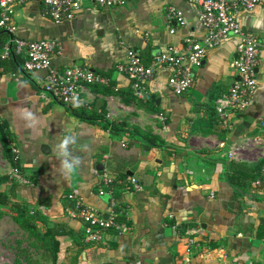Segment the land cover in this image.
<instances>
[{
	"label": "crops",
	"instance_id": "obj_1",
	"mask_svg": "<svg viewBox=\"0 0 264 264\" xmlns=\"http://www.w3.org/2000/svg\"><path fill=\"white\" fill-rule=\"evenodd\" d=\"M171 6L181 11L183 25L167 16ZM198 10L190 0H121L110 7L81 0L74 17L53 22L37 1L17 7L20 37L59 43L53 66H83L109 78L106 87H86L77 109L43 99L46 70L17 71L9 36L0 31V125L21 170L19 195L37 204L48 223L69 231L62 236L68 243L83 227L69 194L119 224L103 243L88 244L76 264H264V163L250 184L225 178L230 160L264 162V50L251 99L229 111L228 127L219 123L214 101L238 79L231 66L237 36L207 49L192 86L179 95L167 83L170 65L155 68L142 97L115 68L127 49L146 65L161 53H185V39L205 33ZM237 18L244 32L264 38V0ZM81 108L93 120L74 113ZM102 172L115 181L100 196Z\"/></svg>",
	"mask_w": 264,
	"mask_h": 264
},
{
	"label": "built area",
	"instance_id": "obj_2",
	"mask_svg": "<svg viewBox=\"0 0 264 264\" xmlns=\"http://www.w3.org/2000/svg\"><path fill=\"white\" fill-rule=\"evenodd\" d=\"M31 0H0V31L8 34V50L22 58V73L45 69L46 75L42 84L43 99L54 100L69 108L80 106L82 91L92 85H109V78L83 66L58 68L51 64L52 55L59 53L61 47L54 39L30 40L17 34L14 21L15 9ZM43 9L44 14L53 22H60L74 17L81 7V0H34ZM98 6L110 7L121 0H93ZM199 5L197 18L205 29L200 39L186 38V52L183 54L165 52L158 55L154 61L146 65L133 49H127L123 62L115 65L117 71L132 80L134 93L142 97L146 92L145 82L149 80L155 68L161 64L173 68L168 78L171 91L179 95L190 88L194 81V70L198 68L208 48L213 47L222 39L237 36L239 41L231 62L238 79L214 101V111L219 123L228 127L229 111L248 105L256 87L255 68L258 63V53L264 50V38L246 33L240 27L237 14L239 11L253 9L262 0H190ZM169 19L184 24V18L179 9H167ZM170 31H173L171 29ZM250 139L246 143H250ZM258 144V139L253 140ZM229 155V159L231 158ZM97 194L102 196L110 191L113 178L106 172L98 174ZM135 188L139 184L135 178L130 179ZM108 190V191H107ZM72 207L83 223L82 241L86 244L103 243L110 229L119 228L112 218L105 219L95 209L82 202L81 198L72 194ZM114 200H109L113 208Z\"/></svg>",
	"mask_w": 264,
	"mask_h": 264
},
{
	"label": "trees",
	"instance_id": "obj_3",
	"mask_svg": "<svg viewBox=\"0 0 264 264\" xmlns=\"http://www.w3.org/2000/svg\"><path fill=\"white\" fill-rule=\"evenodd\" d=\"M3 34L4 33H0V38ZM10 54L11 59L13 60L12 63H14L13 65L17 67L16 70L22 71L21 57L18 54H15L14 52H10ZM137 54L140 57V54ZM90 87L99 89L100 87L102 88L106 86L92 85ZM71 109L77 108L73 107ZM83 109L84 108H81L80 110H78V112H76L75 110L73 111L76 115L81 118L93 120L94 116L91 113L86 112L85 109ZM8 139V135L5 133L4 128L0 125V141L4 145L3 155L10 162L13 170H15V172L20 175L21 170L18 169V159L16 157L15 152H13L11 150V147L8 146ZM144 139L147 141V143L152 146L162 145L161 141L153 137H144ZM263 163L264 162L262 160H258L256 163L251 164L230 160L227 164V172L225 178L229 184H232L234 186L241 187L250 184L252 181L260 178ZM114 181L115 179H113V183L110 185V189L112 190ZM8 182L9 186L6 185ZM113 195H115L116 199L119 194L115 193ZM20 197L21 196L19 195V183L12 179V177L8 174H0V205H6L11 198L20 200ZM23 203V205H21L20 203H17L15 205V213L12 219L20 227L28 230L31 234L34 235L35 241L42 247L41 253L43 252L42 254H44V257L49 258L51 260V264H76L79 255L88 245L82 241V233H80V236L78 235V237H73L72 235H70V239L72 238L71 241L69 243L66 242L62 238V236L65 234L69 235V231L65 230L60 224L48 223L46 218L40 212L39 208L36 206L37 204H30L25 200L23 201ZM27 206L31 209L30 212L32 213V220H29L23 213L25 207ZM118 210L119 207L115 206V211L118 212ZM117 215L115 216V220L119 221V215ZM36 222L43 224L44 228L42 230L39 229V227H37L38 225H35ZM109 231H113V229H110Z\"/></svg>",
	"mask_w": 264,
	"mask_h": 264
},
{
	"label": "rangeland",
	"instance_id": "obj_4",
	"mask_svg": "<svg viewBox=\"0 0 264 264\" xmlns=\"http://www.w3.org/2000/svg\"><path fill=\"white\" fill-rule=\"evenodd\" d=\"M3 149L4 145L0 141V174H8L16 182L22 183L21 175L13 170L8 159L4 157ZM6 185L9 186V182ZM19 199L11 198L6 205H0V264H51V260L41 253L42 247L35 241L34 235L12 219L15 205L24 204L23 198ZM30 211L27 206L23 213L32 220ZM35 225L41 230L44 228L38 222Z\"/></svg>",
	"mask_w": 264,
	"mask_h": 264
}]
</instances>
